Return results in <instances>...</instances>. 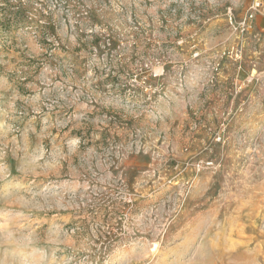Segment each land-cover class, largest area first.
Wrapping results in <instances>:
<instances>
[{"label":"rangeland","instance_id":"rangeland-1","mask_svg":"<svg viewBox=\"0 0 264 264\" xmlns=\"http://www.w3.org/2000/svg\"><path fill=\"white\" fill-rule=\"evenodd\" d=\"M0 264H264V0H0Z\"/></svg>","mask_w":264,"mask_h":264}]
</instances>
